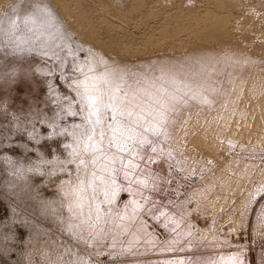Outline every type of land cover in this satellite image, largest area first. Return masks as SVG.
<instances>
[{"label": "rangeland", "instance_id": "obj_1", "mask_svg": "<svg viewBox=\"0 0 264 264\" xmlns=\"http://www.w3.org/2000/svg\"><path fill=\"white\" fill-rule=\"evenodd\" d=\"M0 264H264V0H0Z\"/></svg>", "mask_w": 264, "mask_h": 264}, {"label": "snow or ice", "instance_id": "obj_2", "mask_svg": "<svg viewBox=\"0 0 264 264\" xmlns=\"http://www.w3.org/2000/svg\"><path fill=\"white\" fill-rule=\"evenodd\" d=\"M101 106L103 108H109L112 110V115L110 117V119L112 121H115V126L111 123L106 125V129L107 130H111V132L113 133L112 138L109 140L108 143V148H117L119 150L120 153H129L131 156H135L138 153L135 151V144H150L151 142L148 141L146 138L141 137L138 141L136 140V137L134 135H128V136H124L123 133L124 131H132V125L128 124L127 122H121L119 120H117V114L119 115H124L125 112L122 110L121 105L119 103H117L115 101V99L113 98V100L111 102H104L102 98L100 97H88V107L90 109H92V111L90 112V116H96L97 119L92 122L90 121V123H94L95 125H100L103 123L102 120V112H101ZM132 111H127V116L131 117L132 116ZM89 132L93 133V134H98L100 137V140L102 141L105 137V131H99L97 133V129L95 127H92L90 130H87L83 133V135H85L87 137V139L89 141L93 140V135H90ZM116 133H120L119 136L116 135ZM128 141H132L133 144L130 146ZM97 146L98 145H94ZM154 151V149H153ZM113 159H118V157H113ZM121 162L123 163V160H121ZM81 163H83V161H81ZM128 164H131V161H128ZM133 167H135L136 165H132Z\"/></svg>", "mask_w": 264, "mask_h": 264}]
</instances>
